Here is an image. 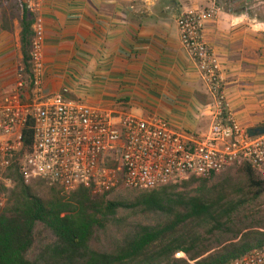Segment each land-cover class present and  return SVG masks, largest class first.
<instances>
[{
    "label": "crops",
    "instance_id": "0c3cea01",
    "mask_svg": "<svg viewBox=\"0 0 264 264\" xmlns=\"http://www.w3.org/2000/svg\"><path fill=\"white\" fill-rule=\"evenodd\" d=\"M46 94L129 114L157 116L201 137L213 98L182 50L176 19L214 10L203 40L216 56L227 112L250 136L264 134V0H40ZM0 103L20 66V27H2ZM7 20V18H6Z\"/></svg>",
    "mask_w": 264,
    "mask_h": 264
},
{
    "label": "built area",
    "instance_id": "2783aa9c",
    "mask_svg": "<svg viewBox=\"0 0 264 264\" xmlns=\"http://www.w3.org/2000/svg\"><path fill=\"white\" fill-rule=\"evenodd\" d=\"M25 4L33 16L30 90L25 91L19 66L0 103V177L22 151L30 121L32 143L20 160L26 184L41 180L65 193L86 188L95 195L151 191L191 178L208 180L242 164L264 180V134L250 136L229 116L218 60L203 40V27L214 19V10L187 12L175 21L180 46L213 98L211 125L196 137L171 129L157 116L135 118L69 100L66 89L46 94L42 5L40 0ZM232 264H264V248Z\"/></svg>",
    "mask_w": 264,
    "mask_h": 264
},
{
    "label": "trees",
    "instance_id": "16d2710c",
    "mask_svg": "<svg viewBox=\"0 0 264 264\" xmlns=\"http://www.w3.org/2000/svg\"><path fill=\"white\" fill-rule=\"evenodd\" d=\"M26 0H6L3 25L12 20L20 27L22 79L30 90L29 53L33 16ZM7 18V20H6ZM23 130V149L1 175L0 264H232L254 249L264 248V212L257 202L264 198V180L248 164L238 167L237 178H191L131 198L95 195L78 188L65 193L41 180L26 184L20 160L29 152L32 133ZM10 182L7 187L5 182ZM163 216L155 225L135 224L110 251H97L92 243L120 210H137ZM41 225L54 241L32 261L28 254ZM183 255L177 258V255Z\"/></svg>",
    "mask_w": 264,
    "mask_h": 264
},
{
    "label": "rangeland",
    "instance_id": "374dc122",
    "mask_svg": "<svg viewBox=\"0 0 264 264\" xmlns=\"http://www.w3.org/2000/svg\"><path fill=\"white\" fill-rule=\"evenodd\" d=\"M237 167H233L230 170L219 174L213 177L210 180V184H214L219 182L225 177H229L231 179L237 178ZM1 178V177H0ZM7 187H10V182H5ZM30 185L31 182H28ZM137 193L132 191H119L116 193H111L108 195L109 199H114L115 197H123V198H131ZM6 196H0V206H3L5 202ZM257 209L258 211L264 212V198L257 202ZM163 220V216L154 213H146L141 212L139 209L137 210H120L116 217L115 222L110 224L106 231L99 232L96 236V239L92 243V246L100 252L110 251L113 247V244L120 240L125 234L129 232V227L135 224H142V225H155ZM35 243L33 248L28 254L30 260H34L39 253V251L50 242L54 241L53 236L50 232L46 231L41 225L36 226L35 228ZM177 258L184 257L183 255H177Z\"/></svg>",
    "mask_w": 264,
    "mask_h": 264
}]
</instances>
